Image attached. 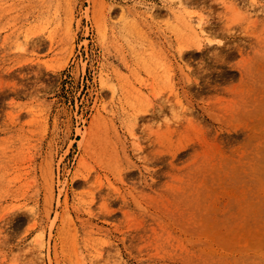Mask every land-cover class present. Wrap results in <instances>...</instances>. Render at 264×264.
<instances>
[{
    "label": "rangeland",
    "instance_id": "374dc122",
    "mask_svg": "<svg viewBox=\"0 0 264 264\" xmlns=\"http://www.w3.org/2000/svg\"><path fill=\"white\" fill-rule=\"evenodd\" d=\"M0 264H264V0H0Z\"/></svg>",
    "mask_w": 264,
    "mask_h": 264
},
{
    "label": "bare ground",
    "instance_id": "6f19581e",
    "mask_svg": "<svg viewBox=\"0 0 264 264\" xmlns=\"http://www.w3.org/2000/svg\"><path fill=\"white\" fill-rule=\"evenodd\" d=\"M222 2H223V0H222ZM230 3H232V2H230ZM224 5L227 6V7L229 6V5H227V4H224ZM225 6H224V7H225ZM232 6H233V5H232ZM227 7H226V8H227ZM228 8H229V7H228ZM225 10H226V9H225ZM233 11H235V9H234ZM244 16H245V15H244ZM245 17H246V16H245ZM245 17H244V18H245ZM248 18H249V17H246L245 20H247ZM199 20H200V19H199ZM199 20H198V21H199ZM189 21H190V20H189ZM201 21H203V19H201ZM247 21H248V20H247ZM199 22H200V21H199ZM255 23H256V21H255L253 24H255ZM200 24H201V23H200ZM251 24H252V23H251ZM253 24H252V25H253ZM183 26H184L185 28H187L188 30H190V29L192 28V26H191L188 22H183ZM199 26H200V25H199ZM197 28H198V25H197ZM247 28H248V27H247ZM192 30H193V29H192ZM199 30H201V29H199ZM199 47H200V46H199ZM239 48H240V47H239ZM243 48H244V47H243ZM184 50H185V49H184ZM242 50H243V49H242ZM199 51H200V50H199ZM240 52H241V51H240ZM191 54H192V53H191ZM218 55H219V54H218ZM181 56H182V53H181ZM219 57H222V56H219Z\"/></svg>",
    "mask_w": 264,
    "mask_h": 264
}]
</instances>
